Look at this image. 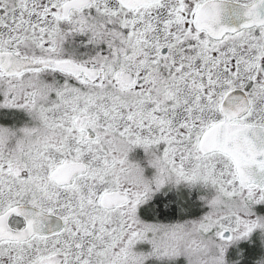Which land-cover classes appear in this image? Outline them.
Masks as SVG:
<instances>
[{
    "label": "snow or ice",
    "instance_id": "obj_1",
    "mask_svg": "<svg viewBox=\"0 0 264 264\" xmlns=\"http://www.w3.org/2000/svg\"><path fill=\"white\" fill-rule=\"evenodd\" d=\"M0 264H264V0H0Z\"/></svg>",
    "mask_w": 264,
    "mask_h": 264
}]
</instances>
